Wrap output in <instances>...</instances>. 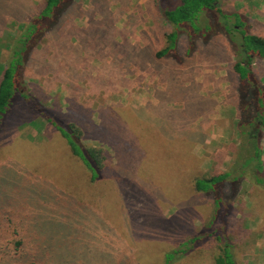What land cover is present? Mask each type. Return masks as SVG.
Returning <instances> with one entry per match:
<instances>
[{"label": "rangeland", "instance_id": "rangeland-1", "mask_svg": "<svg viewBox=\"0 0 264 264\" xmlns=\"http://www.w3.org/2000/svg\"><path fill=\"white\" fill-rule=\"evenodd\" d=\"M24 5L25 0H0V70L7 59L3 51L10 54L18 31L13 15ZM219 6L241 14L247 31L264 38V0H220ZM153 7V0L92 5L82 0L65 31L64 24L60 29L65 36L46 45L50 55L24 64L27 83L48 91L50 99L43 101L48 109L75 110L79 94L86 123L103 127L107 147L99 146L116 164L115 175L88 185L66 142L42 116L29 122L22 103L3 116L0 216L11 217L12 224L5 219L0 230H28L41 264H216L223 244L236 264H264V188L244 178L233 200L223 197L232 204L231 214L212 226L211 196L193 185L198 177L239 175L238 148L246 138L235 125L227 41L200 46L183 66L164 63L165 80L152 74L150 60L140 68L138 56L125 75L120 59L129 49L110 51L105 44L112 37L115 44L116 37L156 48ZM252 71L264 85V60L254 61ZM196 102L204 108L199 117L193 113ZM163 109L169 125L180 119L175 135L192 123L183 145L168 142L157 130ZM192 133L195 137L188 138ZM261 150L264 172V138ZM223 190L228 193L227 185ZM7 236L13 238L11 232Z\"/></svg>", "mask_w": 264, "mask_h": 264}, {"label": "trees", "instance_id": "trees-1", "mask_svg": "<svg viewBox=\"0 0 264 264\" xmlns=\"http://www.w3.org/2000/svg\"><path fill=\"white\" fill-rule=\"evenodd\" d=\"M81 1L25 0V5L16 10L12 23L17 25L18 31L14 33L10 54L3 51L7 54V59L0 70V131L4 124L3 116L7 112L12 113L22 103L25 119L29 122H37L40 121L39 116H42L43 120L49 122L66 142L69 155L82 166V171L80 170L78 175L86 184L94 185L115 175L113 171L116 164L99 146L103 144L107 147L105 130L101 126L95 128L86 123V117L83 114L87 110L82 105L84 103L81 100L78 101L79 94L76 96L75 110L71 109L65 114H60L58 109L50 110L45 107L43 101L50 99L48 91L44 92L40 87H35L38 89L31 87L25 79L26 69H24V64L29 62L37 64L38 61L50 55L48 53L50 47L46 45L50 44L49 41L52 39L61 40L65 36L66 33H61L60 29L64 24L65 31L66 24L75 16V6ZM96 1L88 0V3L92 5ZM219 1L153 0L152 28L157 30L158 35L156 48L150 41L147 46L140 47L116 37L118 41L115 44L114 37L108 44L105 43L111 47L110 51L129 49L128 52L122 51L126 56L120 59V63L124 60L121 68L126 70L125 75L130 74V67L135 66L132 60L138 56L142 60L140 68H144L147 60H150L152 74L156 73L165 80V75L163 76L160 72L164 63L174 62L183 66L185 60L191 59L200 46L210 48L217 40L227 41L231 59L228 60L229 71L233 74L231 81L235 85L237 99L235 125L240 137L244 136L246 139L238 148V176L227 172L209 178L198 177L194 180L195 191L206 197L211 196L213 201L214 216L210 223L212 226L219 218L225 220L231 214L232 204L226 201L228 198L223 197L227 196L233 200L244 178L248 177L264 188V172L261 168L263 164L261 141L264 138V85L256 83L252 71L254 61L264 60V38L249 33L246 29L248 20L241 14L224 12L219 6ZM9 3L13 4V0H9ZM224 19L227 21L225 22ZM203 22L207 26L203 27L204 24H201ZM108 24L104 26L105 29ZM242 28L246 30L241 33L236 31ZM103 34L104 32L97 37L102 38ZM87 36L88 34H85L83 37L87 40ZM43 47L45 51L42 52ZM44 63L43 60L41 64ZM175 74L176 71L173 69L170 75ZM33 91L38 92V96ZM192 107L196 116L202 115L199 113L204 108L198 106L197 102ZM163 111L165 113L160 115V122L157 121V130L168 138V142L176 141L183 145L186 138L184 134L186 131L190 132L188 128L192 123L184 127L185 130H180L179 135H175L174 131L181 127L180 119L174 118L175 125L172 123L169 125V121L166 120L169 114L164 109ZM32 114H36L35 119L32 118ZM195 135L192 133L191 136L188 135V138H194ZM87 141H91L96 146L87 144ZM226 185L228 193L223 190ZM5 219L7 225L12 224L11 217L0 216V229L5 227L3 225ZM207 228L209 227L205 229ZM7 232H11L13 238H9ZM223 245L221 255L215 263L236 264L228 245ZM38 256V249L28 230H0V264H41Z\"/></svg>", "mask_w": 264, "mask_h": 264}]
</instances>
